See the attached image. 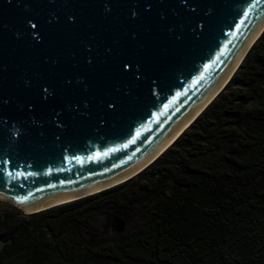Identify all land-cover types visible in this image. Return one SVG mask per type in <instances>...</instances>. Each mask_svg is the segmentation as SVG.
<instances>
[{
  "label": "water",
  "instance_id": "95a60500",
  "mask_svg": "<svg viewBox=\"0 0 264 264\" xmlns=\"http://www.w3.org/2000/svg\"><path fill=\"white\" fill-rule=\"evenodd\" d=\"M263 31L264 0H0V197L32 214L135 177Z\"/></svg>",
  "mask_w": 264,
  "mask_h": 264
},
{
  "label": "trees",
  "instance_id": "16d2710c",
  "mask_svg": "<svg viewBox=\"0 0 264 264\" xmlns=\"http://www.w3.org/2000/svg\"><path fill=\"white\" fill-rule=\"evenodd\" d=\"M0 264H264V31L138 175L32 214L0 208Z\"/></svg>",
  "mask_w": 264,
  "mask_h": 264
},
{
  "label": "rangeland",
  "instance_id": "374dc122",
  "mask_svg": "<svg viewBox=\"0 0 264 264\" xmlns=\"http://www.w3.org/2000/svg\"><path fill=\"white\" fill-rule=\"evenodd\" d=\"M11 206H16V205L13 204L12 200H7V199H4V198L0 197V208L6 209V208H11ZM23 212L26 213L25 211H23ZM120 226L122 228L125 227L124 224L121 225V223H118V230H119Z\"/></svg>",
  "mask_w": 264,
  "mask_h": 264
},
{
  "label": "bare ground",
  "instance_id": "6f19581e",
  "mask_svg": "<svg viewBox=\"0 0 264 264\" xmlns=\"http://www.w3.org/2000/svg\"><path fill=\"white\" fill-rule=\"evenodd\" d=\"M224 84H225V83H224ZM220 89H221V88H220ZM220 89H219V90H220ZM87 193H89V192H85V193H82V194H79V195H76V196H73V197H69V198L64 199V200H60V201H58V202L53 203L52 205L59 204V203L62 202V201L72 200V199H75V198H79V197H81V196L86 195Z\"/></svg>",
  "mask_w": 264,
  "mask_h": 264
}]
</instances>
